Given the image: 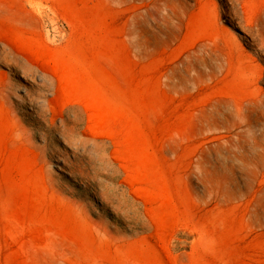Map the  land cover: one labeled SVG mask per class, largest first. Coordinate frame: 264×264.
Listing matches in <instances>:
<instances>
[{
  "label": "rangeland",
  "instance_id": "obj_1",
  "mask_svg": "<svg viewBox=\"0 0 264 264\" xmlns=\"http://www.w3.org/2000/svg\"><path fill=\"white\" fill-rule=\"evenodd\" d=\"M0 264H264V0H0Z\"/></svg>",
  "mask_w": 264,
  "mask_h": 264
}]
</instances>
